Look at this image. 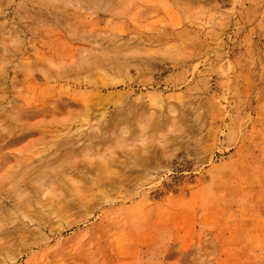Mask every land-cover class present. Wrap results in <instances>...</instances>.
<instances>
[{"label":"rangeland","instance_id":"374dc122","mask_svg":"<svg viewBox=\"0 0 264 264\" xmlns=\"http://www.w3.org/2000/svg\"><path fill=\"white\" fill-rule=\"evenodd\" d=\"M0 264H264V0H0Z\"/></svg>","mask_w":264,"mask_h":264},{"label":"bare ground","instance_id":"6f19581e","mask_svg":"<svg viewBox=\"0 0 264 264\" xmlns=\"http://www.w3.org/2000/svg\"><path fill=\"white\" fill-rule=\"evenodd\" d=\"M50 158L52 159V157H50ZM50 161H51V160H50ZM50 161H49V162H50Z\"/></svg>","mask_w":264,"mask_h":264}]
</instances>
